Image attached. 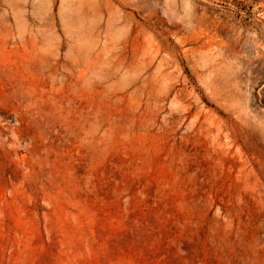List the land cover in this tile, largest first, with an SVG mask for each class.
<instances>
[{"label": "rangeland", "instance_id": "374dc122", "mask_svg": "<svg viewBox=\"0 0 264 264\" xmlns=\"http://www.w3.org/2000/svg\"><path fill=\"white\" fill-rule=\"evenodd\" d=\"M0 264H264V0H0Z\"/></svg>", "mask_w": 264, "mask_h": 264}]
</instances>
